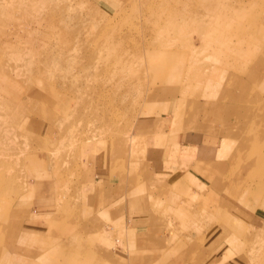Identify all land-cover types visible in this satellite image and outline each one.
Here are the masks:
<instances>
[{
	"label": "rangeland",
	"instance_id": "1",
	"mask_svg": "<svg viewBox=\"0 0 264 264\" xmlns=\"http://www.w3.org/2000/svg\"><path fill=\"white\" fill-rule=\"evenodd\" d=\"M253 71L264 75V0H0V264H264V196L229 176L220 203L186 186L148 219L138 213L139 262L119 256L124 206L83 213L95 212L91 181L101 195L116 180L114 202L127 166L138 163L136 186L155 172L151 152L164 147L148 139L165 110L177 122L198 101L228 103ZM244 137L221 153L246 172L244 154L264 144L262 132ZM48 195L54 208L41 213Z\"/></svg>",
	"mask_w": 264,
	"mask_h": 264
},
{
	"label": "crops",
	"instance_id": "2",
	"mask_svg": "<svg viewBox=\"0 0 264 264\" xmlns=\"http://www.w3.org/2000/svg\"><path fill=\"white\" fill-rule=\"evenodd\" d=\"M256 73L254 71L251 72L247 80H243L242 78V80H237L238 82L235 83V87L232 86V92L230 93L232 95L230 97L232 102L230 100L228 103L222 102L221 97L217 100L198 101L195 115L192 116L190 112L183 119L176 118L177 122L175 120L176 116L171 115L173 108L165 110L162 113L164 115L162 117L160 115V118L154 121L157 125L153 126V136L148 139L149 145L164 148H162L161 153L156 151L151 152L157 159L159 158L156 165L158 168L155 169L152 175L145 177L144 181H139L142 187L136 186L133 176L129 177L137 168V162L135 163V166H137L133 167L131 165L132 168L130 170L127 166L128 175H125L124 179L121 178L122 182H118L125 187H121V189L123 188V191H120L122 195L114 202L112 200L115 198L113 194L119 193L117 192L119 185L115 183L116 180L110 179L111 181L108 183L110 186H104L102 196L98 192H95L100 189V187L95 186L97 184L96 181H91V188H88V191L94 193V196L91 195L94 197V206L91 207L89 204V194L85 195L84 202L88 208L95 210V212L84 210V218L91 219V213L98 214V210H101V205H104L106 202H108L109 207L119 205L120 209H122V206H124L126 210L125 214L127 211L130 213L127 215L129 223H126L124 226L125 229L122 227L123 230L120 236L123 238L118 240L119 244L126 245L129 248L122 250L121 255H119L123 257L124 261L128 259V254L130 253H132L131 255H134L133 253H136V255L140 253V256L133 262H139L148 257L147 254H144V250L137 248L138 241L145 235L144 232L141 235L138 233L140 229L147 227V225H144V222L140 223L142 220L139 218L138 213H142L143 221L148 219L147 213L150 212V209H157L155 207L158 204L168 203L174 199L178 195L175 190L180 187L186 188L187 186L192 193V195L191 193L188 195L195 197L202 204L210 203L212 200L217 204L220 203L221 198L228 195V191L225 192L224 184L219 182L229 176L239 186L244 182L252 185V191L254 192L249 191V193L248 190L247 192L245 191V195L249 196V199H256L257 195L255 192L257 191H259L257 194L262 193L264 196V182L256 184L253 177H251L254 171H257L259 179L264 181L262 177L264 176V151L262 150L261 152L259 149L251 150L250 148L246 151L244 155L247 156L249 164L243 166L247 169L246 172L241 169L236 170L235 167L231 169L229 164L227 166L224 157L222 158L224 151L221 153V150H228L234 145V136L239 137L243 134H245V137L242 139L251 140L254 134L262 132L264 144V75L257 77ZM236 79L239 78L237 77ZM223 96L225 97V95ZM212 97L214 98L213 95ZM193 107L194 104L190 103V109ZM257 114H260V116H256ZM256 119H258L257 122H255ZM167 127L171 134L166 131ZM240 140L238 139V141ZM149 145L144 146L145 149L141 151L146 156V153L149 152ZM92 148L90 146L88 151L90 152ZM257 155H260L263 159L256 167L253 163ZM251 159H253V162H251ZM46 181H48L47 184L51 187V181ZM113 183L117 185L115 188V184L113 185ZM53 187L55 189V184H53ZM118 188L120 189V187ZM134 188L136 192L133 191ZM101 198L104 199V202ZM51 199L50 195L44 198L40 197L35 202V207L39 211L42 210L41 213L45 210H51L54 208L51 205L53 204ZM173 202L176 201L174 200ZM29 208V210H32L31 207ZM130 210L134 213H131ZM254 216L261 215L257 212ZM129 238L135 239L134 241L130 240L129 244L127 243ZM135 246L136 249L134 250ZM124 254H127V256L124 257ZM150 257H154L152 264H156V256L151 255Z\"/></svg>",
	"mask_w": 264,
	"mask_h": 264
},
{
	"label": "bare ground",
	"instance_id": "3",
	"mask_svg": "<svg viewBox=\"0 0 264 264\" xmlns=\"http://www.w3.org/2000/svg\"><path fill=\"white\" fill-rule=\"evenodd\" d=\"M187 1H189V0H172V3H174V2H187ZM205 4V3H204ZM205 8H206V6H205ZM163 8L162 7H158L157 9H156V15H155V17H157V15H158V13L159 12H161V10H162ZM14 257V256H13Z\"/></svg>",
	"mask_w": 264,
	"mask_h": 264
}]
</instances>
